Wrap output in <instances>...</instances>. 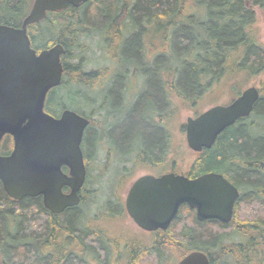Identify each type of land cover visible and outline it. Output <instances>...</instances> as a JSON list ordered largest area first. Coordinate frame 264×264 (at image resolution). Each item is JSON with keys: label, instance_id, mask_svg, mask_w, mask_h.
Instances as JSON below:
<instances>
[{"label": "trees", "instance_id": "16d2710c", "mask_svg": "<svg viewBox=\"0 0 264 264\" xmlns=\"http://www.w3.org/2000/svg\"><path fill=\"white\" fill-rule=\"evenodd\" d=\"M31 2L0 0V23L19 26ZM249 2L264 4V0H88L78 7L68 6L63 10L47 12L44 19L27 26L33 48L40 50L57 42L65 48L61 57L63 80L48 91L44 110L57 115L65 106L88 117V75L82 70L85 49H82L80 38L90 39L99 30H107L109 34L127 21H131L136 30L123 43L124 57L137 56L140 21L147 32L145 34L152 30L156 33L154 38L162 36L168 39L172 36L175 67L181 70L175 82L177 102H180L179 96L193 100L201 86L222 76L230 78L229 75L235 76L239 71H244L247 78L257 76L264 70V45L258 42L256 14L253 8L248 7ZM199 5L202 6V9L199 8L200 15L195 9ZM171 30H174L173 33H170ZM147 38L144 37L145 45L149 44ZM75 50L81 54L75 53ZM162 56L158 55L159 58ZM75 59L76 63L73 62ZM169 62L174 63L173 60ZM216 66L223 72L210 74L197 70ZM152 83L151 93L145 99L159 104L162 95L155 81ZM262 84L264 87V81ZM117 91L115 83L110 91L114 104ZM254 104L251 116L263 118L264 88L262 97ZM249 125L246 120L229 127L212 148L194 153V158L188 162L193 165L191 173L194 176L206 171L227 170L228 177L240 188L231 221L228 224L214 220L200 221L192 209L181 205L170 226L174 233L165 232V236L159 238V244L189 245L180 249V253L199 249L210 257L218 255L226 260L228 257L231 259L232 250H237L240 244L251 243L246 237L253 227H258L256 235L264 237V201L258 198L264 192V133H256ZM255 125L260 124L256 122ZM115 132L112 137L121 147L138 133L153 155L159 154L162 149L161 132L142 120L138 104ZM90 135L87 130L86 146ZM7 140L5 135L1 149H6ZM179 147L176 145L177 151ZM90 199L82 196L77 206L52 213L43 206L41 196L11 200L0 181V264H90L88 254L92 248L94 256H101L100 261L106 262L103 255L107 242L100 228L93 230L87 221H82L83 214H86L83 205ZM231 227L232 230H226ZM237 240L242 242L236 243ZM165 246L161 251L143 248L130 252L127 258L132 264H155L164 259ZM237 252H233L235 257Z\"/></svg>", "mask_w": 264, "mask_h": 264}, {"label": "water", "instance_id": "95a60500", "mask_svg": "<svg viewBox=\"0 0 264 264\" xmlns=\"http://www.w3.org/2000/svg\"><path fill=\"white\" fill-rule=\"evenodd\" d=\"M88 0H33L19 26L0 23V139L13 137L8 155H0V181L6 194L19 200L42 196L52 213L80 202L79 191L86 169L80 148L86 117L64 109L59 117L44 110L47 92L61 82L60 42L36 51L27 26L42 20L49 11L77 7ZM254 85L227 105H214L186 118L187 146L195 151L209 148L218 134L237 118L249 115L258 98ZM62 165L68 172L62 171ZM67 186L69 191L63 192ZM238 191L221 174L206 172L194 178L168 173L145 175L131 186L125 201L128 214L146 230L166 228L182 203L195 209L196 218L230 220ZM178 264H208L200 251L185 255Z\"/></svg>", "mask_w": 264, "mask_h": 264}, {"label": "flooded vegetation", "instance_id": "af4514ba", "mask_svg": "<svg viewBox=\"0 0 264 264\" xmlns=\"http://www.w3.org/2000/svg\"><path fill=\"white\" fill-rule=\"evenodd\" d=\"M247 5L248 7L253 8L252 10L254 12V8L256 7H264V4L253 5L250 2L247 3ZM200 23H202V21ZM138 25L140 27V33L138 53L136 57L129 58L122 55L123 43L133 33L131 31L132 22L128 21L124 25H121L120 29L112 32L110 31L109 34L107 30L95 31L93 36L91 37V39L95 40V44L98 47L97 48L95 46V50H105L110 46L113 47L116 52L114 51L112 53H109L110 57L103 58V51L102 53L97 55L98 60L93 61L91 67L85 69L82 66V70L84 71L83 73H87L88 75L86 90H88L89 93V102L87 117L88 124L84 128L82 141L80 143L83 160L86 166V178L79 191V195L81 198L82 196H84L83 191L85 189L86 191H88L85 183L87 184L88 182V184H99L102 178L99 172L103 171V173L107 175V196L101 204L95 207V209H100L101 211H103V214L97 215V213L94 212V220L96 218L98 221L106 220L110 224V229H108L110 233H107L106 230L101 227H91L93 230H95V228H100L102 237H104L105 242H107V250L103 255V257L107 259V261L101 262V256H94V248H92L88 254V261L90 262V264H130L131 260L127 258V253L129 255L130 252H138L143 248L150 250L159 249L161 251L162 247L165 246V244H159L161 243V241H159V238L165 236V232L167 231L170 232V234L174 233L173 229H171L170 226L176 219L178 213L169 222L166 228H157L155 230H146L144 228H141L128 214L125 207L126 197L131 186L138 178L145 175L159 177L168 173L181 174L188 178H194L199 175H192L191 169L193 165H191V163H179L176 157L177 150L175 142V118L178 102L175 82L176 75L181 70H177V68L175 67V49L170 39L172 36H169L168 39L162 36H159L157 38L148 37L147 43L149 44L145 45L146 43H144V37L147 36V34H145L147 32L144 31L145 29L143 30L142 21H140ZM173 31L174 30H171L170 33H173ZM258 42L260 41L258 40ZM119 44L121 45L120 55L117 53V47ZM158 55L163 56L159 58ZM171 55L174 63H170L167 59L169 57L170 60ZM145 56L148 58V60L154 61L155 65L150 64L151 67H149V62L144 60ZM218 56L221 55L219 54ZM99 60H101L102 63H97L99 62ZM83 61L84 60H81V63ZM144 67L147 69H144ZM197 70L200 71V73L204 72L210 74L223 72V70L218 66H216L215 68H200ZM153 81H155V85L162 95L159 104H154V102H149L145 99L147 98V95L151 93L150 89L151 85L153 86ZM221 81H224L223 76L220 77L217 81L213 79L210 84H205L204 87L201 86V89L198 91V93L194 94L195 98L193 100H187L182 96H179L178 101L197 106L203 98L209 95V89L212 88L213 85L218 84ZM115 83L118 85V96L114 104L110 91ZM230 86L232 94L228 99L219 102H212V104L208 107L217 104L227 105L231 103L235 98H237L245 89H239V85H237L235 82ZM263 88L264 87L262 83L259 85V87H257V89H259L258 91L260 92L258 99L262 97ZM215 92L216 90L212 91V93ZM60 102L62 103V99ZM136 104L139 105V112L142 120L151 127L159 130L162 134L163 145L161 151H159V154L153 155L151 151L144 146L142 136L138 133L133 135L129 140V143L122 147L119 146L112 137L113 134L116 133L115 129L120 124H122V122L126 119L128 113L135 107ZM64 109L73 110L72 108L62 106L57 115H54L51 112L48 113L52 114L55 117H59ZM205 109L206 108L202 109L201 111ZM201 111L196 112L191 116L195 117ZM251 113L248 116L237 118L233 125L226 127L217 136L216 141L221 137L223 133H225V131H227L229 127H234L242 124L246 120L249 121L251 118ZM181 129H183V132H185L184 125ZM87 130L88 133L91 134V138L86 146L85 132ZM5 135H7L8 137L7 144L5 146L6 149H1L2 139ZM216 141L213 143V145H215ZM0 142V155H8L13 148V137L10 134L5 133L1 137ZM213 145L210 148H212ZM92 168L97 170V173L95 174L98 178L95 180L90 178V172ZM61 169L65 173L68 172V168L65 165H62ZM139 172L140 174H138ZM206 172H216L224 176L227 181H229L234 187H236V189L238 188L237 190L239 195L240 188L236 184H234V182L228 177L227 170L223 169L221 171ZM116 183L117 185L115 188ZM124 186H128V188L126 189L125 195L123 197L121 196L119 191L124 188ZM62 191L68 192L69 189L67 186H64L62 188ZM258 198L260 201H264V192ZM10 199L13 201L20 200L12 198ZM235 202L233 204L232 215L234 214ZM181 205H187L189 207L187 203H182ZM185 209L188 210L187 207H185ZM190 209H192L195 214V209ZM188 212L189 214L191 213L189 210ZM126 219H130L132 223L131 228L133 232L131 234L128 231L118 232L119 227L115 226V224L118 226L117 223L120 220ZM231 219L232 216L227 222H224L217 218H205L200 221L214 220L222 224H228ZM111 228L113 230H111ZM232 229L233 228L231 227L226 230L229 231ZM256 230H258V227H253L252 229H250V233L246 237V240L250 238L251 243L240 244L239 248L237 249L238 251H240V253H238L237 250H232L233 252H237V257H235L232 252L231 259L229 257L226 258V260L221 259V257L218 255H216V258H213L212 255L210 257L206 252L203 251V253L208 258V264H264V237L256 235ZM237 241L238 242L236 243L242 242V240ZM188 246L189 245L186 246L183 244H171L165 246L164 250L166 251H164L165 253L162 254V257H164V259L159 260L155 264H178V262L189 252L195 250L202 252V250L193 249L190 251H186L185 254L180 253V249H186ZM218 251L219 250H216V252ZM90 252L92 254H90Z\"/></svg>", "mask_w": 264, "mask_h": 264}, {"label": "rangeland", "instance_id": "374dc122", "mask_svg": "<svg viewBox=\"0 0 264 264\" xmlns=\"http://www.w3.org/2000/svg\"><path fill=\"white\" fill-rule=\"evenodd\" d=\"M199 8L202 9L201 6L195 7L196 12L200 15L201 11ZM254 9H255V14H256L255 26H256V31L258 33L257 37H258V40L260 41V43L264 45V7H262V8L256 7ZM135 30H136V27L132 26L131 31L135 32ZM147 36L149 38H154V37H156V33L151 30V31H149ZM80 42L82 45V49H85L84 54H82V55H84L82 57L84 60L82 62V65L85 69H88L89 67H91L93 61L98 60L97 55H99L103 51H104L103 52V58L110 57L109 53H112L114 51L116 52V50H114L113 47H110V46L107 47L105 50H100V49L95 50L97 46L95 44L94 39L92 42L91 39H89V38L86 39L85 37H82V38H80ZM76 52H77V54H81L78 52V50H75V53ZM117 53L119 55L121 53V45L120 44L117 47ZM144 60L149 62L148 65H149V67H151L150 64H153V61L148 60L146 58H144ZM71 61H73V60H71ZM168 61H172V59H170V60L168 59ZM97 63H102V61L99 60V62H97ZM145 67H144V69H147ZM229 77L230 78L225 77L224 81H221L220 83L213 85L212 88L209 89V93H208L209 95L207 97L203 98L197 106L189 105L187 103L178 102V108H177L178 111L176 113V118H175V128H176L175 142H176V145L181 146V147H179V149L177 151V160L179 163L180 162L188 163L189 160L192 159L194 156L193 152L186 145L185 132H183V129H181L182 125L185 123L186 117L193 115L196 112H199L204 108H207L209 105L212 104V102H216V101L219 102V101L228 99L229 96H231V94H232L230 85L233 84L234 82L237 85H239V89H244L250 85H254L256 87H259V85L262 83V81H264V70L255 77H248L247 78V74L244 71H239L235 76L229 75ZM232 78H234V81L232 80ZM132 82H133V80H132ZM213 90H216V92L212 93ZM247 122L250 124L249 126H251L252 130H254L256 133H264V117L260 118V117H257L256 115H252L250 120ZM256 122H258L260 125H255ZM95 173H97V170L92 168V170L90 172V174H91L90 178L93 180L98 178V177H96ZM99 173L101 174L100 176L102 177L101 182L99 184H92V183L88 184L87 183L86 188L88 191H86V189L83 191L84 198L86 196L89 198L91 197V199L85 205H83V207H85L86 214H83L82 221H87V224L89 223L90 227H92V228H93V226L101 227V228H104L107 233H110L108 231V229H110V224L106 220H99L98 221L97 218L94 220V212H96L97 215L103 214V211H101L100 209H95V207L97 205L101 204L102 201H104L105 197L107 196V187H106L107 186V179H106L107 175H105V173H103V171H100ZM138 174H140V172ZM138 174H136V175H138ZM116 185H117V183L115 184V188H116ZM127 188H128V186H124V188H122L119 191L121 196L124 197ZM117 224H118V226L116 224H115V226L119 227L118 232L128 231V232H130V234L133 232V230L131 228L132 223H131L130 219L129 220H127V219L126 220H120ZM111 230H113V229L111 228ZM130 264H132V261Z\"/></svg>", "mask_w": 264, "mask_h": 264}, {"label": "bare ground", "instance_id": "6f19581e", "mask_svg": "<svg viewBox=\"0 0 264 264\" xmlns=\"http://www.w3.org/2000/svg\"><path fill=\"white\" fill-rule=\"evenodd\" d=\"M257 90H259V89H257ZM260 92L258 91V94H259ZM259 97V96H258ZM258 99V98H257ZM254 106V105H253ZM252 110H253V108H252ZM252 112V111H251ZM85 114V113H84ZM233 125V124H232ZM216 141V140H215ZM1 143V142H0ZM206 173V172H205ZM224 177V176H223ZM225 178V177H224ZM226 179V178H225ZM238 189V188H237ZM238 191V190H237ZM240 193V192H239ZM239 196V195H238ZM237 199V198H236ZM235 199V200H236ZM235 202V201H234ZM196 251V250H195ZM203 252V251H202Z\"/></svg>", "mask_w": 264, "mask_h": 264}]
</instances>
